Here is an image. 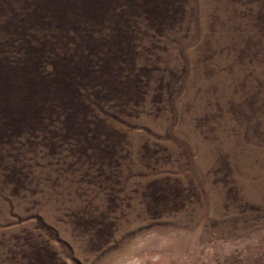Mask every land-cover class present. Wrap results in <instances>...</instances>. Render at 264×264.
Returning <instances> with one entry per match:
<instances>
[{"label": "rangeland", "instance_id": "rangeland-1", "mask_svg": "<svg viewBox=\"0 0 264 264\" xmlns=\"http://www.w3.org/2000/svg\"><path fill=\"white\" fill-rule=\"evenodd\" d=\"M0 264H264V0H0Z\"/></svg>", "mask_w": 264, "mask_h": 264}]
</instances>
